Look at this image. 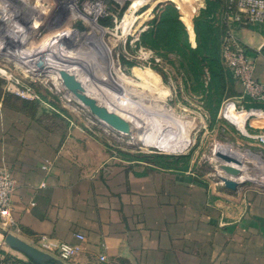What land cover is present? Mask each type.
Instances as JSON below:
<instances>
[{
  "label": "crops",
  "instance_id": "0c3cea01",
  "mask_svg": "<svg viewBox=\"0 0 264 264\" xmlns=\"http://www.w3.org/2000/svg\"><path fill=\"white\" fill-rule=\"evenodd\" d=\"M172 1L193 26L204 0ZM230 30L264 83V25ZM38 92L40 100L0 94V168L14 180L10 218L22 240L79 244L70 264H264L263 192L120 159L81 123L52 116ZM229 107L240 114L232 103L223 114ZM250 117L249 128L264 134V119Z\"/></svg>",
  "mask_w": 264,
  "mask_h": 264
},
{
  "label": "rangeland",
  "instance_id": "374dc122",
  "mask_svg": "<svg viewBox=\"0 0 264 264\" xmlns=\"http://www.w3.org/2000/svg\"><path fill=\"white\" fill-rule=\"evenodd\" d=\"M166 1L10 0V7L0 0V17L16 12L14 20L23 26V31H20L15 24L0 21V36L3 38L0 37V91L7 93L9 85L18 81L22 86H30L33 92H44L55 109H48L52 116L60 117V113L81 123L100 137L120 159L119 151L133 156L141 153L170 156L189 154L185 170L199 179L209 178L220 182L219 175L225 172L224 162L216 157V153L226 154L240 162V166L236 165L241 170L239 176L243 177L240 188H244L248 195L264 193V150L255 139L249 137L257 134L248 129L251 117L245 123V132H242L234 125V115L223 114L227 104L232 103L235 110H241L248 101L226 99L218 113L222 125L219 128L218 123L209 126L202 101L199 97L186 94L181 76L176 75L172 67L161 64L155 58V62L160 64L158 68L165 75L162 78L151 68L154 64L150 51L140 48L132 53L126 48L128 37H132L129 45L131 49L134 48L132 43L153 17V9ZM126 4L125 12L118 18L120 9ZM107 16L112 17V28L101 27L98 23L99 19ZM88 21H94V24ZM6 45L9 49L6 48L3 53ZM70 51L85 53L84 57H88L83 64L73 66L76 65L83 72L88 71L90 82L104 93V99L99 100L103 105L115 98L127 103L123 112L132 114L133 129L138 126L130 135L116 133L95 120L71 94L52 81V76L58 71L57 56ZM122 55L134 58L138 66L129 70L124 68L120 63ZM71 59L68 57L65 61L74 60ZM27 61H32L39 70L43 69L41 76L29 75L24 71L23 66ZM113 83L121 88L116 89ZM252 124L255 125L254 122ZM172 140L174 143L170 142ZM132 162L136 165L139 163Z\"/></svg>",
  "mask_w": 264,
  "mask_h": 264
},
{
  "label": "trees",
  "instance_id": "16d2710c",
  "mask_svg": "<svg viewBox=\"0 0 264 264\" xmlns=\"http://www.w3.org/2000/svg\"><path fill=\"white\" fill-rule=\"evenodd\" d=\"M126 8L127 4L120 9L118 18L125 12ZM224 9L223 0H204V6L197 11L193 18V26L190 18L182 17L185 26L181 20L178 6L173 1L167 0L157 4L153 9V17L147 21L146 28L139 33L137 39L132 43L133 49L129 45L132 37H128L126 41V48L132 53L140 48L152 53L151 61L154 65L151 68L156 70L162 78L165 75L158 68L160 64L155 62V58H158L161 64L172 67L176 75L181 76L186 94L199 97L202 101L203 113L209 126L219 123L218 113L221 104L226 99L241 96L236 88L238 82L232 73L225 68L221 59L222 40L226 34L225 29L220 24ZM98 23L104 28H112L113 26L111 16L99 19ZM233 24L242 26L239 23H232L231 26ZM247 26L250 27L251 25ZM186 27L189 29L190 36L193 37L194 35V46L190 41ZM120 63L127 70L138 66L134 58L129 59L124 55L120 57ZM0 94L8 95L9 93L0 91ZM37 94L40 98L38 90ZM256 109L264 111V103L247 102L242 107L240 114L235 113L233 108L229 107L227 114L234 115L236 126L241 128L243 122L246 123L250 115H257L259 117L258 122L256 120L254 122L261 124L264 113ZM248 129L254 133L252 129ZM119 154L123 160L139 161L163 169L181 168V170H185L190 158L189 154L170 156L163 154L144 155L141 153L133 156L120 151ZM183 161L185 163L179 167ZM10 260L11 257H7V261ZM11 264L26 263L13 261Z\"/></svg>",
  "mask_w": 264,
  "mask_h": 264
},
{
  "label": "built area",
  "instance_id": "2783aa9c",
  "mask_svg": "<svg viewBox=\"0 0 264 264\" xmlns=\"http://www.w3.org/2000/svg\"><path fill=\"white\" fill-rule=\"evenodd\" d=\"M223 2L225 9L220 18L221 27L226 31L221 46L223 65L232 73L242 89L241 96L238 98L246 99L248 102L264 103V83L257 80L251 58L230 33L232 23H239L244 27L264 25V0H223ZM7 92L21 99L40 100L38 94L35 91L34 93L30 86H22L18 81L9 85ZM249 137L255 139L260 145H264V134L258 133ZM48 165L49 163L45 162L42 168L45 170ZM13 191L14 180L10 172L0 168V226L17 235L19 230L15 229L10 218ZM75 237L78 241L84 239L80 234ZM31 245L67 264H70L80 252L79 244L59 242L47 235L37 236ZM7 257H11V260L7 261ZM100 259L104 260L103 257ZM13 261L25 263L15 255L0 250V264H11Z\"/></svg>",
  "mask_w": 264,
  "mask_h": 264
},
{
  "label": "water",
  "instance_id": "95a60500",
  "mask_svg": "<svg viewBox=\"0 0 264 264\" xmlns=\"http://www.w3.org/2000/svg\"><path fill=\"white\" fill-rule=\"evenodd\" d=\"M41 66V64H38ZM60 83L62 87L84 107L95 120L108 127L112 131L130 135L133 129V123L115 112L113 109L107 108L96 98L90 96L81 81L73 73L60 69L58 71ZM221 161L225 163H233L240 166V162L226 154L216 153ZM225 175H219V180L229 190H236L240 182L235 179L239 176L238 169L233 167H223ZM0 250H5L26 264H67L61 260L37 249L33 245L22 240L18 235L0 226Z\"/></svg>",
  "mask_w": 264,
  "mask_h": 264
},
{
  "label": "bare ground",
  "instance_id": "6f19581e",
  "mask_svg": "<svg viewBox=\"0 0 264 264\" xmlns=\"http://www.w3.org/2000/svg\"><path fill=\"white\" fill-rule=\"evenodd\" d=\"M90 24H94L93 22L94 21H88ZM7 34V33H6ZM5 34V35H6ZM4 35V36H5ZM8 36V35H7ZM1 37V36H0ZM2 38V37H1ZM15 38V37H14ZM3 39V38H2ZM9 39V38H8ZM7 40V39H6ZM9 42V41H8ZM11 43V42H10ZM9 44V43H8ZM9 46L8 45H6V47H5V49H3L2 50V52L4 53V51L6 50V48H8ZM9 49V48H8ZM68 51V50H67ZM1 52V53H2ZM92 52H90L89 54H91ZM62 56H60V55H58L57 56V59H56V63L58 64V71L60 70V69H65V70H67V71H69V72H71V73H73L74 75H76V77L81 81V83L83 84V86H84V88H85V90H86V92L90 95V96H92V97H94V98H96L98 101L100 100V98H101V100L102 99H104V96H103V94L101 93V91H99L98 90V88H95L94 86H93V83H91L90 81H91V79H90V77H89V74H88V71H85V72H83V70H80V68H78L76 65L75 66H73V64H77V65H81V64H83V61H84V59L87 57H84V54L85 53H82V54H80V52H73V51H70V52H65V53H63L62 52ZM92 55V54H91ZM79 56V60L77 59V57ZM9 57V56H8ZM68 57H70V58H72V59H74L73 61H71V62H67V61H65L66 60V58H68ZM88 58V57H87ZM71 59V60H72ZM68 60V59H67ZM108 66V65H107ZM76 67V68H75ZM81 67V66H80ZM23 68H24V71L27 73V74H29V75H33V76H41V74H42V71H43V69H41V70H39L38 68H37V65H35L32 61H27L26 62V64H24V66H23ZM100 69V68H99ZM102 69V68H101ZM104 70V69H103ZM106 70V69H105ZM58 71L54 74V73H52V74H54L52 77L54 78V79H52V81H54L57 85H59V86H62L61 85V83H60V79H59V75H58ZM90 73V72H89ZM88 74V75H87ZM91 83V84H90ZM114 84V83H113ZM115 85V88L116 89H120L121 88V86L120 85H118V84H114ZM97 87V86H96ZM65 90V89H64ZM68 94V93H67ZM115 95V94H114ZM119 96V95H118ZM71 97H73V95L71 94ZM74 98V97H73ZM70 99H72V98H70ZM112 99V98H111ZM113 99H114V97H113ZM129 100V99H128ZM68 101H69V98H68ZM77 101V100H76ZM106 101V100H105ZM129 103V102H128ZM105 104V106L106 107H108L109 109H112L111 108V106L110 105H112V107L114 106L115 107V109H113V110H115V112H117L118 114H120L121 116H123L124 118H126V119H128V120H130L131 122H133V117H132V114L131 113H127V112H123V109H125V107H127V106H125V105H127V103H125L122 99L120 100V99H118V98H115L114 100H111V102H108V100L104 103ZM132 105V104H131ZM131 105H130V107H131ZM127 111V110H126ZM242 111L240 110V113H241ZM136 121V120H135ZM137 127L138 126H136V128L135 129H137ZM244 127H245V123L243 122V125L241 126V131L242 132H245V130H244ZM134 128V127H133ZM135 129H133L132 131H135ZM155 135V134H154ZM163 137L165 136L166 137V139L168 138L167 136L168 135H166V134H163L162 135ZM181 138V137H180ZM177 141V140H176ZM170 142H172V143H174V140H172V141H170ZM228 147H231V146H228ZM232 148V147H231ZM224 166L225 167H233V168H235V169H238L239 171H241L240 170V167H238V166H236V165H233V164H228V163H225L224 164ZM223 175H225V173H223ZM246 175V174H245ZM242 176H238V177H235V179H237L238 181H240V180H242ZM247 179H249V178H247ZM250 179H251V177H250ZM249 179V180H250Z\"/></svg>",
  "mask_w": 264,
  "mask_h": 264
},
{
  "label": "clouds",
  "instance_id": "9594fccd",
  "mask_svg": "<svg viewBox=\"0 0 264 264\" xmlns=\"http://www.w3.org/2000/svg\"><path fill=\"white\" fill-rule=\"evenodd\" d=\"M4 2L7 3L10 7L12 6L10 0H4ZM16 15V12H9L6 17H0V21L5 22L6 24H15L20 31H23V26L18 21L14 20V17Z\"/></svg>",
  "mask_w": 264,
  "mask_h": 264
}]
</instances>
